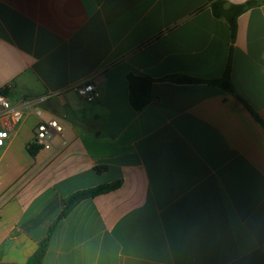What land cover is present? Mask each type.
<instances>
[{
    "label": "crops",
    "instance_id": "obj_1",
    "mask_svg": "<svg viewBox=\"0 0 264 264\" xmlns=\"http://www.w3.org/2000/svg\"><path fill=\"white\" fill-rule=\"evenodd\" d=\"M230 60L236 94L211 83ZM131 75L154 80L138 111ZM90 77L94 103L74 89ZM3 90L30 111L0 147V264L55 224L43 264H264V1L233 34L209 0H0ZM38 109L63 127L49 149Z\"/></svg>",
    "mask_w": 264,
    "mask_h": 264
},
{
    "label": "trees",
    "instance_id": "obj_2",
    "mask_svg": "<svg viewBox=\"0 0 264 264\" xmlns=\"http://www.w3.org/2000/svg\"><path fill=\"white\" fill-rule=\"evenodd\" d=\"M211 3L213 14L217 18H226L227 21L230 23L231 30L233 34L236 32V25H237V19L240 15L245 13L247 10H249L251 7L259 4L260 2H263L264 0H255L248 2L244 5L239 6H231L230 8H225V3L222 0H209ZM231 60L229 61L225 74L221 80H217L214 82H211L214 85L222 87L225 91L236 94L235 89L233 87V84L231 82ZM169 81L179 83V84H194V83H200L199 80L192 79L189 77H179L174 76L171 78H168ZM154 80L149 77H140V76H134L131 75L129 77V89H130V103L132 107L135 110H141L145 108L147 105L150 104L152 101V94H151V88L153 85ZM252 113L255 115V117L261 122V119L259 116H257L253 111ZM33 151V150H32ZM101 169H97L98 172H100ZM120 184H113V185H104L99 186L92 190H85L82 192H78L68 198L65 202V208L63 212L61 213L59 220H62L66 218L72 210L82 201L93 198L97 195L103 194L107 191L113 190L117 188ZM57 228V224L53 225L50 228V231L47 235V237L42 240L39 243V247L36 250V252L30 257V259L27 261L26 264H43V261L47 255V252L49 250L50 242L52 239V236Z\"/></svg>",
    "mask_w": 264,
    "mask_h": 264
},
{
    "label": "built area",
    "instance_id": "obj_3",
    "mask_svg": "<svg viewBox=\"0 0 264 264\" xmlns=\"http://www.w3.org/2000/svg\"><path fill=\"white\" fill-rule=\"evenodd\" d=\"M77 94L88 103H94L100 99L101 93L95 83L94 77L81 82L75 88ZM43 100V99H42ZM27 101L23 103L25 107H15L9 97L6 95V91H0V120L5 122V128L0 130V147H4L8 141L11 140L13 134V128L20 123L24 114L30 111L29 107H26ZM35 115L41 119L42 111L33 110ZM63 127L55 119L52 120H40L36 128L35 143L49 149L51 147L50 140L54 135H61Z\"/></svg>",
    "mask_w": 264,
    "mask_h": 264
}]
</instances>
